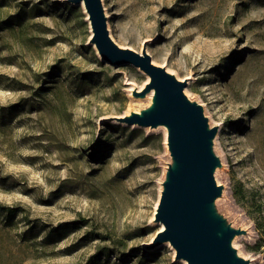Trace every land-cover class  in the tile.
I'll return each mask as SVG.
<instances>
[{
	"label": "rangeland",
	"instance_id": "rangeland-1",
	"mask_svg": "<svg viewBox=\"0 0 264 264\" xmlns=\"http://www.w3.org/2000/svg\"><path fill=\"white\" fill-rule=\"evenodd\" d=\"M101 4L110 38L184 82L215 128L209 209L264 264V0ZM85 18L0 0V264H186L158 241L167 129L125 120L151 108L148 75L103 61Z\"/></svg>",
	"mask_w": 264,
	"mask_h": 264
},
{
	"label": "water",
	"instance_id": "water-1",
	"mask_svg": "<svg viewBox=\"0 0 264 264\" xmlns=\"http://www.w3.org/2000/svg\"><path fill=\"white\" fill-rule=\"evenodd\" d=\"M70 1L84 2L91 42L103 61L115 66L133 64L150 78L145 90H154L151 108L125 120L168 128L175 166L168 171L156 211L163 226L158 241L168 240L176 257L188 264H247L230 246L234 229L225 227L209 209L221 188L213 177L217 158L211 151V138L215 128L208 127L202 108L183 94L184 82L155 65L149 54L120 47L110 38L101 0Z\"/></svg>",
	"mask_w": 264,
	"mask_h": 264
},
{
	"label": "bare ground",
	"instance_id": "bare-ground-1",
	"mask_svg": "<svg viewBox=\"0 0 264 264\" xmlns=\"http://www.w3.org/2000/svg\"><path fill=\"white\" fill-rule=\"evenodd\" d=\"M79 4H81V5L84 6V2H83V1H81ZM147 79L150 80L149 76H147ZM151 103H152V102H151ZM139 114L141 115V113H139ZM162 125L165 126L166 129H167L166 134H167V139H168V128H167L166 125H164V124H162ZM162 228H163V227H162ZM160 229H161V228H160ZM231 241H232V239H230V246H231ZM167 242H168V240H167ZM180 259H182V258H180ZM182 260H184V262H185L186 264H188V263H187V260H185V259H182Z\"/></svg>",
	"mask_w": 264,
	"mask_h": 264
}]
</instances>
